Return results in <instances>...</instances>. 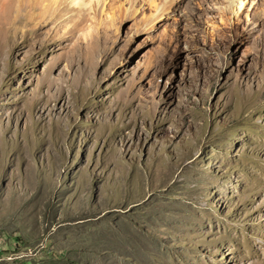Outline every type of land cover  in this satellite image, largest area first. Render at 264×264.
<instances>
[{
  "label": "rangeland",
  "instance_id": "obj_1",
  "mask_svg": "<svg viewBox=\"0 0 264 264\" xmlns=\"http://www.w3.org/2000/svg\"><path fill=\"white\" fill-rule=\"evenodd\" d=\"M41 1L0 8V264H264V0Z\"/></svg>",
  "mask_w": 264,
  "mask_h": 264
},
{
  "label": "bare ground",
  "instance_id": "obj_2",
  "mask_svg": "<svg viewBox=\"0 0 264 264\" xmlns=\"http://www.w3.org/2000/svg\"><path fill=\"white\" fill-rule=\"evenodd\" d=\"M15 1L17 2L16 6L13 5ZM47 1H48L47 6H44V2L41 1L43 2L41 3L42 8L45 7L51 10L53 9V7H56V9L58 8L64 11H68L72 9L71 11H69L70 13L69 12L68 13L69 15H71V17L73 16L72 19L78 21L83 18L89 17L90 14L95 13L99 9H101L102 11L104 4L107 0H47ZM137 1L139 0H130L129 6L127 5L128 8L125 9L124 12L129 13L130 15L134 14L136 12V9L134 8V4ZM144 1L149 6L150 10H152L150 13V17H148L147 21H155L161 14L165 13L176 0H144ZM228 1H229V6L232 8V11L235 12V14L237 12H240V10L243 7V3L241 1L239 0H228ZM29 4L31 5L33 4V2L31 3L30 0H3L0 8H1V12L5 13L8 16H10L9 14H11V12H15L17 15H19V13L21 14V12L26 8L25 6ZM262 12L264 13V8Z\"/></svg>",
  "mask_w": 264,
  "mask_h": 264
}]
</instances>
